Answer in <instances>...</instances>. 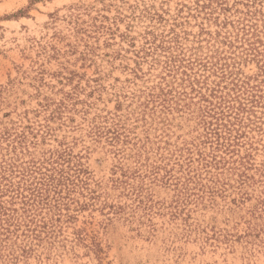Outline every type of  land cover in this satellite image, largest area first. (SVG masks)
<instances>
[{
  "label": "rangeland",
  "instance_id": "obj_1",
  "mask_svg": "<svg viewBox=\"0 0 264 264\" xmlns=\"http://www.w3.org/2000/svg\"><path fill=\"white\" fill-rule=\"evenodd\" d=\"M0 264H264V0H0Z\"/></svg>",
  "mask_w": 264,
  "mask_h": 264
}]
</instances>
